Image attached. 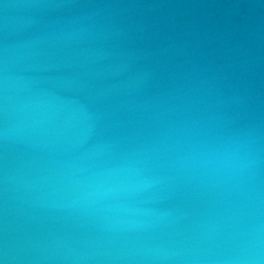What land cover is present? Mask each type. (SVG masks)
<instances>
[{"label": "water", "instance_id": "obj_1", "mask_svg": "<svg viewBox=\"0 0 264 264\" xmlns=\"http://www.w3.org/2000/svg\"><path fill=\"white\" fill-rule=\"evenodd\" d=\"M0 264H264V0H0Z\"/></svg>", "mask_w": 264, "mask_h": 264}]
</instances>
